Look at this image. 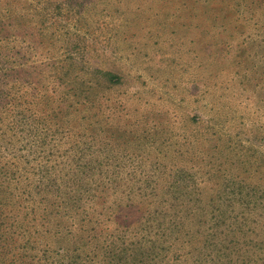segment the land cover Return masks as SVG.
<instances>
[{
    "label": "rangeland",
    "instance_id": "obj_1",
    "mask_svg": "<svg viewBox=\"0 0 264 264\" xmlns=\"http://www.w3.org/2000/svg\"><path fill=\"white\" fill-rule=\"evenodd\" d=\"M0 166L2 264H264V0H0Z\"/></svg>",
    "mask_w": 264,
    "mask_h": 264
},
{
    "label": "trees",
    "instance_id": "obj_2",
    "mask_svg": "<svg viewBox=\"0 0 264 264\" xmlns=\"http://www.w3.org/2000/svg\"><path fill=\"white\" fill-rule=\"evenodd\" d=\"M16 158H17V160H16ZM16 158H14L16 161H19V158L18 157H16ZM9 163L8 162H6L5 163V165H8ZM14 164V166H18L17 165V163L16 162H14L13 163ZM79 169H81V174L83 175V176H80L81 178L82 177H85L86 176V174H87V171L89 172V170H90V164H84V165H82L81 166V168H79ZM0 170H2V171H4V168H2V166H0ZM87 170V171H86ZM4 172H8L7 170H5ZM6 175V173L4 174V176ZM20 178H21V181H23L25 178H23V176H21V177H19L18 179H17V182L16 183H14V184H16V185H18L19 184V182H21L20 181ZM13 179V178H12ZM26 180V179H25ZM25 184V183H24ZM23 184V185H24ZM0 188H3V185L1 184L0 185ZM14 188H16V187H14ZM74 194H73V196L72 197H69V199L70 200H72V199H74V200H76L77 199V197H81V195H84V194H86V191H88V189L86 190H83V189H78V190H76V189H74ZM19 195H17V198L19 199V200H21V199H23L24 201H28V200H30V196H31V193H30V191L29 190H27V187L26 188H24V189H21L19 192ZM73 202H75V201H73ZM50 214V213H49ZM151 216V215H150ZM157 216V215H156ZM152 217V216H151ZM180 225H181V227H182V224L180 223ZM179 226H177V224L175 225V229L176 228H178ZM6 229V223L4 222V219H2V216L0 215V231H4ZM170 229V228H169ZM168 229V230H169ZM26 232H24L23 234H25ZM164 234H165V232H164ZM214 234H212V235H210V237H214L213 236ZM25 236V235H24ZM29 240H26V242H25V245H28L29 244ZM152 243H154V245H155V241L154 242H152ZM118 257H116V256H113V255H111V253H109V254H107V255H111L110 256V264H120V263H123V258H125V260H130L131 261V263H133V264H139V263H143V258L142 257H139V258H137L136 257V255L134 254V251H132L130 254H127V253H125V251H126V248H124V247H119L118 246ZM125 255V257H123ZM80 257V256H79ZM155 258H156V256L155 257H152V259L149 261V262H152L153 260H155ZM124 260V261H125ZM0 264H2V261H0ZM125 264V263H124ZM151 264H157L156 262L155 263H151Z\"/></svg>",
    "mask_w": 264,
    "mask_h": 264
}]
</instances>
